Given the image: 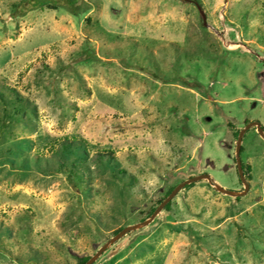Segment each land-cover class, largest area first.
<instances>
[{
	"label": "rangeland",
	"instance_id": "obj_1",
	"mask_svg": "<svg viewBox=\"0 0 264 264\" xmlns=\"http://www.w3.org/2000/svg\"><path fill=\"white\" fill-rule=\"evenodd\" d=\"M198 2L0 0V92L31 120L0 144V222L30 217L0 264H264V139L243 136L245 190L232 137L264 128V0Z\"/></svg>",
	"mask_w": 264,
	"mask_h": 264
},
{
	"label": "trees",
	"instance_id": "obj_2",
	"mask_svg": "<svg viewBox=\"0 0 264 264\" xmlns=\"http://www.w3.org/2000/svg\"><path fill=\"white\" fill-rule=\"evenodd\" d=\"M66 3L71 2V0H64ZM183 4L185 5H194L195 7L198 8V6L201 7L200 3L198 2V0H180ZM25 5L20 6V14L25 13L26 11L33 9L37 6H39L41 4V0H24ZM51 2L53 4L58 5L59 3H57V0H55L54 2L51 0ZM200 9H199V15H200V23L203 24L204 23V19L203 16L200 14ZM38 43V42H37ZM172 45H176V44H172ZM81 54H83L84 57L86 58H90L91 54L87 53L86 51L82 50ZM148 55L147 52H143V54L141 56H143V59ZM144 63L148 64L147 70L149 72V74L151 73L152 68H150L149 66H151L150 64V60L145 59L143 61ZM163 81H167V79H163ZM26 99L24 102L23 98H19V97H15L11 94V97L6 96L5 92L2 91L0 92V144L2 147H7L10 145V142L12 141V139L14 138L15 140H20L22 138H24L23 136L27 133V129L24 128H18L17 126H20L21 124H23L24 126H30V119H28L25 115L26 110H28L27 106H26ZM62 104H59L58 106H61ZM69 106H75L73 103H68ZM248 121H246L245 123H247ZM26 124V125H25ZM17 125V126H16ZM26 128H29L27 127ZM253 129L255 130V127H250L249 129ZM248 129V130H249ZM262 131L264 133V128H262ZM240 131L239 128H235V131L232 132V137L234 140V144L236 142L237 139V135L238 132ZM246 133V131H245ZM244 133V135H245ZM243 135V136H244ZM110 153L112 152L111 150H108ZM16 152V151H15ZM241 155V148L239 150V156ZM235 162V160H234ZM242 165V164H241ZM243 168V167H242ZM61 173L63 174L65 172V170H63V168H59ZM69 171V172H68ZM67 171V173L73 172L72 169H69ZM45 173V172H44ZM237 173V172H236ZM238 174V173H237ZM87 176H84L83 179L79 178L81 182H85L87 180ZM239 182L242 185L240 178L238 176ZM201 180H199L198 182H200ZM195 184L194 182H190L186 185H184L181 189H186L188 187H192ZM176 186H172L170 188H168L164 194L159 197L157 200H155L154 204L151 205L148 210L144 211L143 216L136 220L138 223H142L144 222L146 219H148L156 210V208L162 204L163 201L166 200V198L169 196V194L173 191V189ZM213 188V187H212ZM95 190V189H93ZM232 192V191H231ZM240 196H235V199L238 200ZM22 200H25L23 198V196L21 197ZM171 207V200H168L162 207L163 210H169ZM30 208V207H29ZM34 214V213H32ZM36 215V214H35ZM24 216V218H23ZM27 223L28 226H30V217H28L27 215L23 214L20 216H17L13 223L11 224H1L0 222V246L2 245L4 247L3 241L6 242H13L14 244H17L18 242H24V244H27V239H28V229L27 227H25V229L23 231H19V229L17 228L18 225L21 223ZM90 224V223H89ZM232 224L234 225V222H232ZM123 228H125V226H120L118 229L114 230L112 232L113 236H115L117 233H119ZM19 231V232H17ZM132 232L133 231H129ZM14 233V234H13ZM14 237V240L13 238ZM250 246H252V248H254L253 250L257 251V247L255 245V238L251 237L250 238ZM93 248L95 250L98 249L99 246H97V244L95 243V240H93ZM6 245V244H5ZM9 245V244H8ZM6 247V246H5ZM199 251V250H198ZM0 255H2L1 249H0ZM90 259V256L86 255V256H82V257H78L76 258L75 264H85L88 260Z\"/></svg>",
	"mask_w": 264,
	"mask_h": 264
},
{
	"label": "water",
	"instance_id": "obj_3",
	"mask_svg": "<svg viewBox=\"0 0 264 264\" xmlns=\"http://www.w3.org/2000/svg\"><path fill=\"white\" fill-rule=\"evenodd\" d=\"M252 126H255L257 132L259 133V135L264 139V134L261 130V127L260 125L257 123V122H251V123H247L244 128H242L238 135H237V139H236V144H235V161H236V169H237V173H238V176L240 178V181L242 183V185L244 186L245 190L247 189V182L245 181L244 177H243V171H242V167H241V162H240V159H239V149H240V146H241V141H242V137H243V134L245 132V130H247L249 127H252ZM206 178L209 182H211V179L208 175H200V176H197V177H193V178H190L186 181H184L182 184L178 185L177 186V189L178 188H182L184 185L190 183V182H194L196 180H199V179H202V178ZM215 186V185H214ZM218 190H220L221 192H225V193H228L227 191H224L223 189H220L219 186H215ZM175 189L174 191L176 192ZM179 190V189H178ZM177 190V191H178ZM173 193V191H172ZM175 194V193H174ZM229 194V193H228ZM236 195V194H234ZM239 195V194H238ZM170 200L169 198H167L161 205L160 207L168 201ZM158 209V208H157ZM157 209L155 210V212L157 211ZM155 212L150 216V217H153V215H155ZM146 221H144L143 223H145ZM142 223V224H143Z\"/></svg>",
	"mask_w": 264,
	"mask_h": 264
},
{
	"label": "clouds",
	"instance_id": "obj_4",
	"mask_svg": "<svg viewBox=\"0 0 264 264\" xmlns=\"http://www.w3.org/2000/svg\"><path fill=\"white\" fill-rule=\"evenodd\" d=\"M256 122H257V121H256ZM247 123H249V121H248ZM247 123H245V125H246ZM257 123L259 124V122H257ZM245 125H244V126H245ZM259 125H260V124H259ZM244 126H243V127H244ZM252 127H255V126H252ZM260 127H261V125H260ZM249 128H250V127H249ZM249 128H248V129H249ZM248 129H247V130H248ZM247 130H245V131H247ZM261 130H262V129H261ZM255 131L257 132L256 128H255ZM262 132H263V131H262ZM238 133H239V132H238ZM244 133H245V132H244ZM258 134H259V133H258ZM263 134H264V133H263ZM243 135H244V134H243ZM242 140H243V137H242ZM241 143H242V141H241ZM235 144H236V142H235ZM241 147H242V145L240 146V148H241ZM239 150H240V149H239ZM239 157H240V156H239ZM240 162H241V161H240ZM241 167H242V165H241ZM242 171H243V168H242ZM199 180H201V179H199ZM199 180H196V181H199ZM196 181H195V182H196ZM175 188H176V187H175ZM180 189H181V188H180ZM180 189H179V190H180ZM179 190H178V191H179ZM178 191H177V192H178ZM230 192H231V191H230ZM163 202H164V201H163ZM163 202H162V203H163ZM160 205H161V204H160ZM160 205H159V206H160ZM157 208H158V207H157ZM157 208H156V209H157Z\"/></svg>",
	"mask_w": 264,
	"mask_h": 264
},
{
	"label": "crops",
	"instance_id": "obj_5",
	"mask_svg": "<svg viewBox=\"0 0 264 264\" xmlns=\"http://www.w3.org/2000/svg\"><path fill=\"white\" fill-rule=\"evenodd\" d=\"M229 214V213H228Z\"/></svg>",
	"mask_w": 264,
	"mask_h": 264
}]
</instances>
